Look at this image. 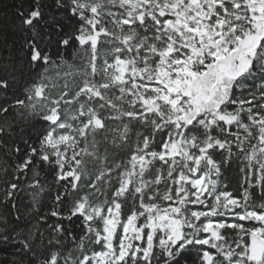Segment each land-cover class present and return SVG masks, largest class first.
Returning <instances> with one entry per match:
<instances>
[{
  "label": "snow or ice",
  "instance_id": "6c2138e0",
  "mask_svg": "<svg viewBox=\"0 0 264 264\" xmlns=\"http://www.w3.org/2000/svg\"><path fill=\"white\" fill-rule=\"evenodd\" d=\"M0 264H264V0H0Z\"/></svg>",
  "mask_w": 264,
  "mask_h": 264
},
{
  "label": "trees",
  "instance_id": "16d2710c",
  "mask_svg": "<svg viewBox=\"0 0 264 264\" xmlns=\"http://www.w3.org/2000/svg\"><path fill=\"white\" fill-rule=\"evenodd\" d=\"M228 175H229V178H230V179L233 181V183L235 184V177H236V173H235V171L228 173ZM237 187H238V185H237Z\"/></svg>",
  "mask_w": 264,
  "mask_h": 264
}]
</instances>
